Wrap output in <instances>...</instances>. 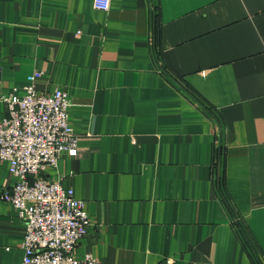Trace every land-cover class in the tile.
Masks as SVG:
<instances>
[{"label": "crops", "instance_id": "obj_1", "mask_svg": "<svg viewBox=\"0 0 264 264\" xmlns=\"http://www.w3.org/2000/svg\"><path fill=\"white\" fill-rule=\"evenodd\" d=\"M34 70L70 98L78 153L40 176L84 202L79 256L264 264V0H0V116ZM24 232L0 198V264Z\"/></svg>", "mask_w": 264, "mask_h": 264}, {"label": "built area", "instance_id": "obj_2", "mask_svg": "<svg viewBox=\"0 0 264 264\" xmlns=\"http://www.w3.org/2000/svg\"><path fill=\"white\" fill-rule=\"evenodd\" d=\"M110 2L93 0V7L106 11ZM41 75L34 70L21 92L1 97L7 113L0 116V158L7 160L15 183L2 189L0 198L24 220L21 264H97L93 254L77 252L88 225L83 200L63 188L58 178L40 176L56 166L63 152L78 153L77 136L68 123L70 98L59 87L38 92L35 83Z\"/></svg>", "mask_w": 264, "mask_h": 264}]
</instances>
